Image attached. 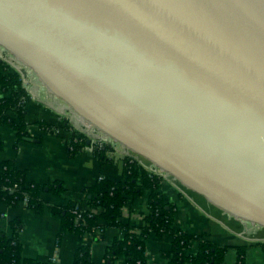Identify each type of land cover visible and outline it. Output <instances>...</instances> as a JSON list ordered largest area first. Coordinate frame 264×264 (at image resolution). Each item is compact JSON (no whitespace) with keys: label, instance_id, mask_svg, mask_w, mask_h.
<instances>
[{"label":"water","instance_id":"95a60500","mask_svg":"<svg viewBox=\"0 0 264 264\" xmlns=\"http://www.w3.org/2000/svg\"><path fill=\"white\" fill-rule=\"evenodd\" d=\"M0 47L24 87L264 225V0H0Z\"/></svg>","mask_w":264,"mask_h":264},{"label":"crops","instance_id":"0c3cea01","mask_svg":"<svg viewBox=\"0 0 264 264\" xmlns=\"http://www.w3.org/2000/svg\"><path fill=\"white\" fill-rule=\"evenodd\" d=\"M29 75H25L27 86L22 85L26 91L22 103L26 134L18 137L10 125L0 126V162L12 161L25 171L26 182L42 186L40 197L44 204L42 210L36 212L22 202L7 205L0 200V229L8 230L14 219L21 222L18 239L24 257L43 262L54 258L51 264H73L74 251L85 244L90 248L92 263L102 264L107 246L124 233L121 224L135 231L146 224V193L127 200L121 208L117 225H107L100 220L97 227L81 236L74 231L59 235L60 217L53 213L52 208L71 204L99 213V207L88 205L83 190L100 178L120 180L125 159L131 153L121 143H114L109 138L104 140L97 129L80 120L68 103ZM9 94L0 84V98ZM7 113L16 114L13 110ZM73 131L81 133L82 138L78 147L72 150ZM99 136L103 140L101 148H106L105 157L98 156L95 151L94 142ZM133 156L135 158L136 155ZM159 174L162 177L161 195L165 202L175 204L176 208L172 230L179 229L193 236L203 234L213 243L227 246L222 264H264V225L246 223L174 175ZM51 185L61 187L62 191L59 194L50 191ZM171 242V232L146 235L147 264H167L164 253ZM237 246L245 247L242 261L236 253Z\"/></svg>","mask_w":264,"mask_h":264},{"label":"trees","instance_id":"16d2710c","mask_svg":"<svg viewBox=\"0 0 264 264\" xmlns=\"http://www.w3.org/2000/svg\"><path fill=\"white\" fill-rule=\"evenodd\" d=\"M10 69V65L4 59L0 60V84L5 91L10 92L8 97L0 98V126L10 125L18 137H21L26 134L25 111L22 105L26 91L22 87L20 73ZM8 110L15 111V116L9 115ZM81 138V133L73 131L70 141L72 150L78 147ZM105 149L96 146V154L105 157ZM161 178L159 173L149 170L136 158L126 157L120 180L100 178L83 190L88 205L99 207V213L85 211L81 214V225L76 226L75 216L71 212L74 205L52 208L53 213L60 217L59 235L65 231H74L81 236L97 227L96 224L100 220L107 225H117V218L127 200L146 193L148 209L146 224L140 227L139 231L121 224L124 233L121 238L113 239L107 246L102 264H118L120 257L123 258V264H147L144 238L150 232L156 235L172 233L170 248L164 253L167 264H222L228 250L227 246H219L203 234L193 236L179 229L172 230L176 208L175 204L165 202L161 195ZM49 190L59 194L62 188L51 185ZM42 192V186L26 182L25 171L19 169L12 161L0 162L1 201L7 205H15L26 198V207L40 212L44 204L40 197ZM21 227V222L14 219L10 222L8 230L0 229V264H51V261H38L22 255V246L18 239ZM235 250L242 261L245 247L237 246ZM73 264H93L88 245L81 244L77 247L73 255Z\"/></svg>","mask_w":264,"mask_h":264},{"label":"built area","instance_id":"2783aa9c","mask_svg":"<svg viewBox=\"0 0 264 264\" xmlns=\"http://www.w3.org/2000/svg\"><path fill=\"white\" fill-rule=\"evenodd\" d=\"M4 52H2V54H3ZM3 58H5L4 56H3ZM6 59V58H5ZM95 143V145L97 146V147H99V148H101L103 145H102V143H103V140H102V137H97V139H96V141L94 142ZM129 156H132V157H134L132 154H129ZM140 163L142 164V165H144L146 168H148V167H150L151 165H146V164H144L143 162H141L140 161ZM153 167V166H152ZM149 169V168H148ZM156 170H158L157 168L155 169V170H153V171H156ZM157 173H160V171L158 170L157 171ZM17 185L15 184L14 185V187H16ZM25 202H26V198H24L23 200H22V203H24L25 204ZM86 210L85 209H83V208H81V207H79V206H77V205H74V207L71 209V212L74 214V223H75V225L76 226H79V225H81V220H80V218H81V214L82 213H84ZM54 260V258L53 259H50V261L52 262ZM118 264H123V258H118Z\"/></svg>","mask_w":264,"mask_h":264},{"label":"rangeland","instance_id":"374dc122","mask_svg":"<svg viewBox=\"0 0 264 264\" xmlns=\"http://www.w3.org/2000/svg\"><path fill=\"white\" fill-rule=\"evenodd\" d=\"M2 49L3 48H1L0 47V52H3L2 51ZM3 56L6 58V59H9V60H11V61H13L15 64H17L18 66H20L21 64H19L18 63V61H16L15 59V57L12 55V54H10V53H8V52H4L3 53ZM11 57V58H10ZM14 58V59H13ZM21 67V69H22V71H25V68L24 67H22V65L20 66ZM10 70L11 71H16V69L14 68V67H12L11 65H10ZM31 77V79L32 80H35V81H39L38 80V78H37V76H36V74L35 73H30V75H29V78ZM73 118V117H72ZM74 119V118H73ZM77 124H79L78 123V121H75ZM129 152L131 153V154H133V155H136L135 156V158H137V160L138 161H141V162H143L144 164H146V165H151L152 166V164L150 163V161L146 158V157H144V156H142V155H140V154H135V153H133V152H131L130 150H129ZM155 167V166H154ZM156 168V167H155ZM158 170H156L155 172H157ZM246 223H249V221H245Z\"/></svg>","mask_w":264,"mask_h":264}]
</instances>
